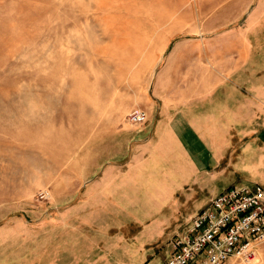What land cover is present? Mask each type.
<instances>
[{"label": "rangeland", "instance_id": "rangeland-1", "mask_svg": "<svg viewBox=\"0 0 264 264\" xmlns=\"http://www.w3.org/2000/svg\"><path fill=\"white\" fill-rule=\"evenodd\" d=\"M233 31L264 35V0H0V264H164L191 216L182 196L164 201L176 217L142 235L140 203L110 185L85 206L84 184L128 167L143 123L127 114L145 110L163 48L183 37L211 54L213 35ZM149 202L153 222L165 208ZM247 264H264V242Z\"/></svg>", "mask_w": 264, "mask_h": 264}, {"label": "crops", "instance_id": "crops-1", "mask_svg": "<svg viewBox=\"0 0 264 264\" xmlns=\"http://www.w3.org/2000/svg\"><path fill=\"white\" fill-rule=\"evenodd\" d=\"M213 37L218 42L212 41L211 54L190 49L183 37L163 48L145 105L147 120L127 143L132 149L130 163L121 170L106 166L85 183V206L91 207L101 195L97 188L112 185L116 196L140 203L138 231L154 234L178 215V202L188 204L192 215L200 208L196 203L204 200L202 195L207 203L212 195L244 179L264 186V35L233 31ZM174 194L182 198L164 206L167 196ZM149 201L165 208L153 222L145 221L154 216L145 206ZM87 211L91 219L94 212ZM140 238L128 243L136 250V260L143 247ZM98 248L92 247V252ZM112 248L105 249L110 257ZM106 253L101 249L94 253V263Z\"/></svg>", "mask_w": 264, "mask_h": 264}, {"label": "built area", "instance_id": "built-area-1", "mask_svg": "<svg viewBox=\"0 0 264 264\" xmlns=\"http://www.w3.org/2000/svg\"><path fill=\"white\" fill-rule=\"evenodd\" d=\"M130 123L147 120L142 108L127 114ZM264 242V187L234 184L212 195L169 239L164 264H247Z\"/></svg>", "mask_w": 264, "mask_h": 264}]
</instances>
